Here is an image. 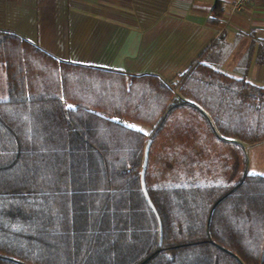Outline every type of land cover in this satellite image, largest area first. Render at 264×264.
<instances>
[{
    "label": "trees",
    "instance_id": "1",
    "mask_svg": "<svg viewBox=\"0 0 264 264\" xmlns=\"http://www.w3.org/2000/svg\"><path fill=\"white\" fill-rule=\"evenodd\" d=\"M211 14L217 25L220 6ZM231 51L219 37L170 84L61 62L0 30V264H264V175L146 183L154 211L140 182L147 142L178 108L199 112L221 142L264 144L252 50L239 76L221 70Z\"/></svg>",
    "mask_w": 264,
    "mask_h": 264
},
{
    "label": "crops",
    "instance_id": "2",
    "mask_svg": "<svg viewBox=\"0 0 264 264\" xmlns=\"http://www.w3.org/2000/svg\"><path fill=\"white\" fill-rule=\"evenodd\" d=\"M232 3L233 0H0V30L21 37L61 62L135 76L154 75L170 84L176 83L221 37L232 48L221 70L237 75L238 65L252 50L247 80L264 89V66L256 63L258 45L264 43V3L256 1L234 13ZM216 5L220 6L221 18L212 25L211 13ZM173 115L181 119L176 134L169 123ZM165 130L184 138L178 148L183 155L211 151L202 145V134L211 133L214 142L218 141L208 122L190 107L175 109L165 121L164 133L160 132L167 137ZM190 136L194 140L186 139ZM188 158L191 162L194 157Z\"/></svg>",
    "mask_w": 264,
    "mask_h": 264
},
{
    "label": "rangeland",
    "instance_id": "3",
    "mask_svg": "<svg viewBox=\"0 0 264 264\" xmlns=\"http://www.w3.org/2000/svg\"><path fill=\"white\" fill-rule=\"evenodd\" d=\"M180 122L181 119L177 115H173L170 119L169 123L174 125L175 134ZM143 130L146 135L151 132L147 129ZM165 132L169 134L167 137L160 135L164 133L161 130L150 146L145 177L148 187L215 186L235 182L245 172L264 175V144L248 147L219 140L215 143L213 134L210 133L209 136L206 133L207 135L202 134L200 139L205 150L207 148L211 150L210 152L183 155L178 152V148L181 147L179 144L184 138L173 136V131L170 130ZM186 139L194 140V137L190 136ZM189 156L194 157L193 161H188ZM188 165L191 167L204 165L205 168H190Z\"/></svg>",
    "mask_w": 264,
    "mask_h": 264
},
{
    "label": "water",
    "instance_id": "4",
    "mask_svg": "<svg viewBox=\"0 0 264 264\" xmlns=\"http://www.w3.org/2000/svg\"><path fill=\"white\" fill-rule=\"evenodd\" d=\"M150 146H151V141H148L145 149H144V155H143V164H142V170H141V174H140V182H141V188L142 191L144 193V196L146 198L147 203L149 204V206L151 207V209L154 211V208L149 200L147 191H146V171H147V166H148V156H149V150H150ZM160 237H162L161 234V228H160Z\"/></svg>",
    "mask_w": 264,
    "mask_h": 264
},
{
    "label": "built area",
    "instance_id": "5",
    "mask_svg": "<svg viewBox=\"0 0 264 264\" xmlns=\"http://www.w3.org/2000/svg\"><path fill=\"white\" fill-rule=\"evenodd\" d=\"M256 1H261L264 3V0H233V3L231 5V12H239L241 11L244 7L256 2Z\"/></svg>",
    "mask_w": 264,
    "mask_h": 264
}]
</instances>
